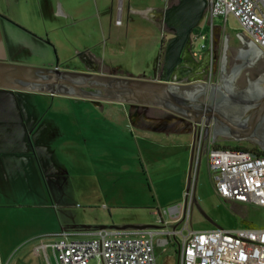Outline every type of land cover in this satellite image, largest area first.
I'll use <instances>...</instances> for the list:
<instances>
[{"label":"rangeland","instance_id":"obj_1","mask_svg":"<svg viewBox=\"0 0 264 264\" xmlns=\"http://www.w3.org/2000/svg\"><path fill=\"white\" fill-rule=\"evenodd\" d=\"M127 1L124 0L123 3V0H113L114 13L108 23L109 30L112 31L109 41L113 45L111 47L107 45L108 49L105 53H101V57L96 58L99 68L103 71L114 68L116 64L127 67L135 62L138 63L139 57L136 55L140 54L139 52L144 54L141 65L158 64L162 37L165 36V41L162 42L164 48L171 33L170 31L162 32L138 17L130 16V19L126 20ZM143 2L145 1L132 0V4L137 7H143L145 4ZM146 3L164 5L163 0H146ZM118 12L121 14L122 25L116 23ZM44 15L51 20L49 10ZM216 20L217 25L219 20ZM60 22L65 23L66 21L61 19ZM225 29L232 35L242 31L238 20L233 15L228 17ZM65 53L72 54L68 51ZM75 56L72 59L61 57L59 60L53 51L51 60L48 62H42L39 58L33 57L31 61L20 62V64L39 67L59 65L69 70H89ZM115 71L121 72L120 69ZM54 96H56V102L65 104L83 102L78 99L59 98L58 95L50 97ZM40 99L37 100L38 103L48 102L51 98ZM123 107L126 116L123 114L122 106L110 105L109 101L104 103L103 111L96 105L92 106L93 110L86 106L77 107L76 110L71 109L69 112L62 110L67 114H64L61 117L62 120L55 123L53 127L47 129L44 127L45 123H42L40 128L33 125L29 127L28 133H23V136L30 153L28 164L30 184L33 183L32 178L46 188L51 182L57 184L55 193L59 195L61 204L66 202L70 204L72 206L70 210L82 222L99 221V215L102 213L103 225L111 226L115 223L133 232L136 228H150L156 225L157 216L154 214L156 210L163 213L172 207H178L180 212L183 211L186 188L182 193L181 187L178 186L177 176L178 171L186 164L187 185L190 155L179 154L181 151L179 148L165 147L148 150L144 148L143 142H137V138L126 141L123 153L117 152L114 147L116 140L112 139L117 132H120V129L124 128L126 133L135 135L138 134L137 130H141L130 125L127 121L126 105ZM149 108L151 115L164 114L160 108ZM5 133L8 135L7 132ZM86 135L87 143L84 141ZM208 140L212 142V137ZM213 140L212 145L217 147L230 148L240 145L248 150L263 151L254 141L246 137L237 139L217 135ZM104 144L107 145V150ZM193 171L197 177V180L192 182L190 190L194 192L196 198L190 221V228L193 231L214 228H264V208L254 203L224 200L219 197L214 189L206 153L201 156L197 173H195V163ZM157 197L162 200L157 201ZM29 202L35 203L31 200ZM91 203L97 204L96 207L90 208L88 204ZM79 210L84 211L79 213ZM45 211L46 215L47 208ZM178 216L179 213L170 214L168 219L176 221ZM47 230L48 228H45L44 234ZM33 248L32 255L29 257L35 259L39 252H35ZM2 252L7 254L11 250L3 248ZM10 254L6 256L9 257ZM157 257L158 264H176V255L172 248H169L166 253L157 252ZM15 260L13 259L14 262ZM97 262L95 259L91 264H97Z\"/></svg>","mask_w":264,"mask_h":264},{"label":"crops","instance_id":"obj_2","mask_svg":"<svg viewBox=\"0 0 264 264\" xmlns=\"http://www.w3.org/2000/svg\"><path fill=\"white\" fill-rule=\"evenodd\" d=\"M143 1H145L143 7L134 6L132 0L127 1L126 20H129L130 16L138 17L164 32V25L158 20L164 5H153L146 3V0ZM47 10L50 11L51 20L44 15ZM113 13V0H0V60L26 63L33 57H37L42 62H48L55 51L59 60L61 57L72 59L76 54L75 57L89 70L96 69L102 73L119 76L156 77L162 64L161 54L158 64L153 66L141 65L144 54L139 52L140 54L136 55L139 57L138 63L135 62L127 67L116 64L114 68L106 71L99 68L96 58L101 57V53H105L108 49L107 45L109 47L113 45L109 41L112 31L108 27ZM119 16H121L120 12L117 14V17ZM61 19L66 22L61 23ZM218 20L212 34H209L203 41L206 47L195 55L197 59H200L203 52L212 45L215 46L218 56L221 55L225 36L228 38V71H230L234 63L239 64L244 60L236 57L238 48L243 47V42L237 34L232 35L227 32L225 26H222V19L218 18ZM239 33L252 39L243 30ZM170 37L171 34H169ZM67 51L72 54L65 53ZM119 69L120 73L115 71ZM262 74H264V56L257 64L242 71L241 77L236 82L237 89H245L248 86V79L255 80ZM217 75L218 72L216 78ZM50 96L53 95L0 88V262L2 264H55L51 244L64 236L63 233L72 241L93 239V233L99 228L135 234V229L132 232L131 229L123 228L115 223L111 226L103 225L102 213L99 215V221L82 222L70 210L72 207L70 204L67 202L61 204L59 195L55 193L57 184L51 182L46 188L34 178L31 181L33 183L30 184L28 172L30 153L23 133H28L29 127L33 125L40 128L42 123H45L44 127L50 129L62 120L61 117L64 114L71 109L76 110L77 107L86 106L92 109V106L96 105L103 111L105 103L96 104L85 99L58 95L59 98L83 100V102L65 104L56 102V96ZM40 98L51 99H48V102L38 103L37 100H41ZM113 104L122 106L123 114L126 116L124 104L110 102V105ZM70 106L72 108H69ZM62 110L68 111L65 113ZM89 120L92 121V119ZM137 133L136 135L130 134L126 133L124 128L120 129V132H117L112 139L116 140L114 147L117 152L123 153L126 141L137 138V142H143L144 148L148 150L170 147V149L179 148L181 155L191 153L192 135L190 134L152 132L142 129L137 130ZM104 137L108 138L106 135ZM84 139L87 143V135ZM104 148L107 150L106 144ZM186 168L187 165L184 164L177 176L178 186L181 187L182 193L186 188ZM159 199L157 197V201ZM30 200L35 203L29 202ZM88 205L90 208H95L97 204ZM45 208L48 210L46 215L44 214ZM108 214L110 215L109 210ZM44 226L48 228L45 234ZM3 248L10 249L11 252L4 254ZM32 248L35 252H39L35 259L29 257L32 255ZM9 253H11L10 256H6ZM13 259H16L15 262ZM96 259L97 264H103L101 259Z\"/></svg>","mask_w":264,"mask_h":264},{"label":"water","instance_id":"obj_3","mask_svg":"<svg viewBox=\"0 0 264 264\" xmlns=\"http://www.w3.org/2000/svg\"><path fill=\"white\" fill-rule=\"evenodd\" d=\"M264 5V0H262ZM207 8L206 0H178L163 7L159 17L171 32L163 48L162 64L154 78L119 76L94 70H69L39 67L0 60V88L63 95L93 103L115 102L128 105V119L135 128L152 132H182L192 135V147L186 192L197 180L193 171L196 138L202 130L203 140L217 135L250 138L264 152V74L238 90L236 82L244 69L257 64L264 50L242 33L237 36L243 47L238 48L239 64L228 71V38L224 36L221 55L211 46L201 58L194 52L192 35ZM202 51V50H201ZM213 66L217 78L207 81ZM249 78V77H248ZM220 95L222 103L216 97ZM156 107L173 113V121L155 120L138 113ZM240 107L239 111L236 108ZM211 142V143H212ZM200 163V161H199ZM194 203L196 198L194 197Z\"/></svg>","mask_w":264,"mask_h":264},{"label":"built area","instance_id":"obj_4","mask_svg":"<svg viewBox=\"0 0 264 264\" xmlns=\"http://www.w3.org/2000/svg\"><path fill=\"white\" fill-rule=\"evenodd\" d=\"M207 8L192 35L195 54L203 50V41L220 18L224 26L230 15L240 28L264 50V5L262 0H206ZM164 7L170 0H163ZM122 22L117 17L116 23ZM164 32L165 28L163 26ZM201 41V43H199ZM216 77L213 66L207 81ZM204 141L202 130L195 143V173L203 153L207 154L214 189L220 198L254 203L264 208V153L247 148L217 147ZM194 192H186L183 211L172 207L156 210V226L137 228L135 234L99 228L94 238L69 240L65 233L51 244L55 264H90L96 258L103 264H158L157 252L174 250L176 264H264V228H214L193 231L190 228ZM179 213L176 221L168 219ZM0 264H2L0 262ZM8 264V263H6Z\"/></svg>","mask_w":264,"mask_h":264},{"label":"flooded vegetation","instance_id":"obj_5","mask_svg":"<svg viewBox=\"0 0 264 264\" xmlns=\"http://www.w3.org/2000/svg\"><path fill=\"white\" fill-rule=\"evenodd\" d=\"M159 21H160V23H163L162 22V20L161 19H158ZM164 25V24H163ZM164 28H165V31H169V29L164 25ZM211 49H212V52L214 53V54H218V53H216V51H215V46L214 45H212V47H211ZM215 80V79H214ZM223 98V97H222ZM222 98H221V96L220 95H218L217 97H216V99H219V101H220V103H222ZM126 107H127V109H129V106L128 105H126ZM154 108H156V107H154ZM240 110V107H237L236 108V111H239ZM138 113H145L146 114V116H148V117H150V118H153V119H155V120H161V121H173V120H176V119H178L177 118V116L176 115H174L173 113H171V112H168V111H166V110H163L162 109V111H163V113L164 114H162V115H160V116H155V115H151L150 113H149V111H150V108L149 107H147V108H143V106H139L138 108H137V110H136Z\"/></svg>","mask_w":264,"mask_h":264},{"label":"trees","instance_id":"obj_6","mask_svg":"<svg viewBox=\"0 0 264 264\" xmlns=\"http://www.w3.org/2000/svg\"><path fill=\"white\" fill-rule=\"evenodd\" d=\"M177 2H178V0H170V5L175 4V3H177ZM194 32H197V29H195ZM164 41H165V39L163 38V39H162V42H164ZM236 147H239V148H246V147H243V146H236ZM256 152L264 153L263 151H256Z\"/></svg>","mask_w":264,"mask_h":264}]
</instances>
